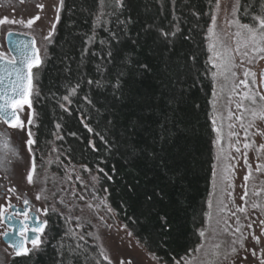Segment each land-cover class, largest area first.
I'll use <instances>...</instances> for the list:
<instances>
[{"label": "trees", "instance_id": "trees-1", "mask_svg": "<svg viewBox=\"0 0 264 264\" xmlns=\"http://www.w3.org/2000/svg\"><path fill=\"white\" fill-rule=\"evenodd\" d=\"M238 1L241 24L264 14V0ZM214 2L109 0L101 8L100 0H64L35 69V171L53 181L68 166L96 173L119 222L160 264L192 252L205 222L216 133L207 47ZM161 31L175 36L165 41ZM46 220L45 243L9 264H108L65 219L48 212Z\"/></svg>", "mask_w": 264, "mask_h": 264}, {"label": "rangeland", "instance_id": "rangeland-1", "mask_svg": "<svg viewBox=\"0 0 264 264\" xmlns=\"http://www.w3.org/2000/svg\"><path fill=\"white\" fill-rule=\"evenodd\" d=\"M40 4L44 5L42 10L37 7ZM238 4V0H215L209 26L215 35L210 36L208 29L207 47L219 38L228 48H236L239 38L235 36V33L240 31L238 24H241L237 19ZM57 7H59V0H0V19L26 22L37 15L40 16L31 29L18 23L0 25V46L4 42L5 34L11 32L20 35L27 33V36L35 37L39 47L42 49L47 47L49 43L43 37L52 30V24L57 23ZM214 17L215 21H213ZM52 32L54 34V30ZM217 50H223L220 44H217ZM245 51L248 52L247 56L242 55ZM240 53V55L233 54L235 67L232 68V72H235V76L229 72L226 76H217L215 79L212 77L214 83L211 99L212 122L216 133L214 167L206 204V214L210 212L211 219L209 220L205 214L204 226L201 228L205 230V237L203 240L200 237L198 244L203 245L201 251L199 253L192 251L191 257L188 255L184 257L193 259V264H232L233 261L235 264H259V261L252 256V252H246L245 249L255 250L257 254L264 250V236L261 235L264 226L260 223L264 221V150L260 149V145L264 144V135L260 134L264 132V122L254 121L250 112L251 109L264 105V101L259 99L260 95H263L260 74L264 71V52L254 53L251 48L241 47ZM210 56L212 52L208 47V63L211 67ZM211 69L212 72L216 71L212 67ZM35 72L39 76V71L35 70ZM245 72L250 75L245 76ZM241 81H245L247 87ZM244 93L254 95L257 103L254 105L250 100H242ZM241 103L243 107L238 108L237 104ZM29 113L33 118L32 125L26 124L24 130L7 127L6 132L10 135L12 144L19 148L22 159L14 160L7 169L0 167V191L5 192L0 206L6 208L8 212L10 203L19 205L21 201L27 199L31 211L36 213L38 219L45 220L44 209H47V213L59 215L68 222L70 229L81 241L95 245L99 252L103 249L112 264H121L122 260L126 264L128 262L130 264H160L128 234L129 232L119 222L115 212L112 209L111 212L108 211L110 206L106 192L100 189L98 182L92 180L93 176L98 177L96 173L89 172L84 167L68 166L64 170V175L55 181L49 179L52 174L41 178L39 172L35 171L33 183H28L26 177L32 167L33 150L29 152L26 140L28 131L33 133L35 115L32 107L25 106V112L21 113V118L26 121ZM237 117L240 119L238 120ZM249 124L252 126L249 127ZM229 125L232 127L230 128ZM245 143L249 144L248 148L244 147ZM237 148L239 152L236 151ZM258 166L259 170H257ZM77 176L81 179L77 180ZM245 176L249 177L247 181L244 179ZM9 189H15V191H9ZM38 194L41 197L40 200L36 199ZM81 196L84 199H80ZM101 200L106 201V206L100 203ZM209 202L212 205L211 209ZM89 204L94 207L89 208ZM222 208L224 211H220ZM238 208H243L244 212L238 211ZM37 209L40 211L38 212ZM249 224H251L250 228ZM229 225L231 227H228ZM236 227H240V232L234 231ZM225 228L227 232L224 231ZM4 232L5 227L0 222V264H9L14 255L1 242ZM253 235L260 238V244L253 241ZM242 238L244 248H241L239 243ZM233 240L238 242L233 244ZM42 241L39 248L45 243V238H42ZM215 244H220L221 247L215 249L213 247ZM26 247L32 248L31 245ZM232 247L237 249L235 255L230 254ZM38 249L31 250L28 255ZM214 252L219 254L214 255ZM245 256L248 257L247 261L243 259ZM180 264H184V260H180Z\"/></svg>", "mask_w": 264, "mask_h": 264}, {"label": "snow or ice", "instance_id": "snow-or-ice-1", "mask_svg": "<svg viewBox=\"0 0 264 264\" xmlns=\"http://www.w3.org/2000/svg\"><path fill=\"white\" fill-rule=\"evenodd\" d=\"M115 5L117 7L123 6V0H114ZM64 0H59V7L56 8V20L59 21V13L60 8L63 7ZM101 8H104L106 6H110L109 0H100ZM38 8L41 10L44 8V5L40 4L37 5ZM219 7V5H217ZM103 13L101 12L96 17V23L98 24L100 22L101 16ZM40 16L37 15L34 19H28L26 22L23 20H9L7 18L0 19V25L8 24V23H18L22 24L25 28L31 29L35 21L39 20ZM252 24H238V27L240 31H237L235 33V36L239 39L237 40V45L235 49H230L226 45L223 44V41L219 40L217 38L212 43L209 44V51L212 52V56L209 57V62L211 63V67L215 69L216 71L212 72V77L215 79L217 76H226L227 73L231 72L233 76H235V72H232V68L235 67L234 63V53L236 55H240V49L243 48H251V50L254 53L264 52V14H258L254 16ZM213 21H215V17L213 18ZM56 27V24H52V30H54ZM52 30L48 32L47 36H44L43 39L47 41L48 43H51V37H52ZM179 29L177 28V31ZM210 36L215 35L212 28L209 29ZM9 36L12 35L11 32L8 33ZM24 35H28L27 33H24ZM169 36H175V32L169 33L161 31V37L167 41ZM94 37H89L87 43H91L93 41ZM217 44H220L222 51L217 50ZM46 46L42 49L37 45V41L34 36H32L29 40H19L13 42V47L10 48L7 52L0 51V123L7 125L10 129H18V130H24L26 124L32 125L33 124V118L31 113L27 115L26 121L21 118V113L25 112V106L28 108L32 107V96L34 93V80L38 78V74L34 72V69H39L43 63L44 55L46 54ZM242 55L247 56L248 52L245 51L242 53ZM109 56H111V52H109ZM243 61H241L242 63ZM143 68H147V65H141ZM245 76L250 75V73L245 72ZM255 75V74H251ZM88 83L91 85L94 82L92 80H89ZM97 86L100 85V82H95ZM247 87V83L245 81H241ZM114 87H119V81L117 82ZM76 92V89L73 88L69 92L68 96L64 97L65 101H69V97L71 95H74ZM215 95V93H214ZM242 100H250L252 104H256L257 101L255 99V96H250L248 93H244L241 97ZM259 99L261 101H264V95H260ZM70 102V101H69ZM62 107H64L62 105ZM238 108L243 107V104H237ZM67 111V109L65 108ZM251 116L255 120H259L261 122H264V105H260L258 108H253L250 110ZM231 115V114H230ZM239 120L240 117H237ZM252 124H249V127H251ZM59 127V125H57ZM87 127V125H86ZM231 128L232 125H229ZM243 127V125H242ZM90 132L92 131L91 128L88 129ZM215 130V129H214ZM245 132L247 133V129H245ZM261 135H264V132L260 133ZM235 135V133H233ZM33 133L29 130L28 131V138L26 140V144L29 146V152L32 151L31 145L35 143L33 140ZM132 151L135 152V146H130ZM245 148L249 147V144L245 143ZM260 149L264 150V144L260 145ZM237 152H239V149H236ZM22 159L20 156V151L17 146H14L11 142L10 135L6 131H0V167H4L7 169L8 165L12 164L14 160ZM36 165L33 161L31 170L27 172V181L29 184L33 183V173L35 172ZM87 170V169H85ZM259 170V166L258 169ZM100 171H103V169H100ZM77 180H80L81 178L79 176L76 177ZM111 179V177H109ZM245 181L249 179L248 176L244 177ZM92 180L94 182H98V177L93 176ZM9 191H15V189H9ZM107 191V189H105ZM247 195V193H245ZM258 195V193H257ZM19 199V197H18ZM37 200H40L41 197L38 194L36 196ZM80 199H84L83 196L80 197ZM243 199V197H242ZM29 202L27 199L24 200V204L27 205ZM100 203L102 205L106 206V201L101 200ZM8 207H12V205H8ZM89 208H93L94 206L92 204L88 205ZM212 205L211 202H209V208L211 209ZM227 206L225 205V208ZM253 207H258V205H253ZM71 211V209H69ZM240 212H244L243 208L237 209ZM39 212L40 209H37ZM108 211L111 212V208H108ZM220 211H224V209H220ZM7 212V209L3 206H0V222H3L5 219L8 221H12L14 218H18L20 215H23L24 219L20 220V227L18 230V237L17 239H13L11 243V247L13 248V251L15 252V255H28L31 250L38 249L41 243H43L41 239V235L44 233L45 228L47 227L48 221L47 220H40L38 221L35 226H29L28 221L30 219H34L29 216V213L27 210H24L21 212H14L11 214H8L5 216V213ZM44 215H47V209H44L43 212ZM208 219H211V213L206 214ZM79 220V217H77ZM162 219H164L162 217ZM227 224V221H225ZM262 226H264V221L260 222ZM237 224H239V221H237ZM228 227H231L229 225ZM248 227H251V224L248 225ZM215 230H213L214 232ZM227 232V228L224 230ZM235 232H240V227H236ZM34 233L31 237H29L28 233ZM130 236L132 233H128ZM4 235L7 237L10 235V233H4ZM200 237H205V230L201 229L199 231ZM261 235L264 236V228H262ZM253 241H255L256 244H260V238L253 235L252 236ZM238 241L233 240L232 243L236 244ZM240 247L244 248L243 244V238L239 241ZM26 244H31L32 248L29 249L25 247ZM203 245H198L193 252L199 253L201 251V248ZM215 249H219L221 247L220 244H215L213 246ZM245 251H251L252 256L255 257L259 264H264V250L260 252V254H257L255 250L252 249H245ZM237 252V249L235 247L231 248L230 254L235 255ZM101 256H103L104 260L108 262V264H112L111 259L104 254V250L101 249L100 252ZM214 255H218V252H214ZM189 257L192 256V253L188 254ZM153 259H157L154 255L152 256ZM227 258V257H226ZM182 260H184V264H193V259H187L182 257ZM245 261L248 260V257L245 256L243 258ZM121 264H126L125 261H121ZM130 264V262H128ZM177 264H180V261H177ZM232 264H235V261L232 262Z\"/></svg>", "mask_w": 264, "mask_h": 264}, {"label": "water", "instance_id": "water-1", "mask_svg": "<svg viewBox=\"0 0 264 264\" xmlns=\"http://www.w3.org/2000/svg\"><path fill=\"white\" fill-rule=\"evenodd\" d=\"M30 38L31 37H29L27 35H20V34H16V33H12L11 36H9L7 34L5 36L6 48H7V50H9L10 48L13 47V42L19 41V40L27 41ZM260 79H261V83H260L261 92L264 95V71L261 72ZM24 209H26V206H24ZM11 213H14V208L10 209V213L9 214H11ZM7 215L8 214H6L5 216H7ZM29 216L34 218V219H30L28 221L29 226L30 227L31 226H35L36 216L34 214H32V213H30ZM2 223H3L4 227L7 230V233H10V235L6 237L3 234V236L1 237V242L3 243V245H5L7 248H9L12 251L14 257H19V256L15 255V252L13 251V248L11 247V243H10L13 239L19 238L18 237V230H19V227H20L19 220L13 219L12 221H8V220L5 219ZM28 235H29V237H31L32 235H34V233L29 232ZM27 245H30V244H26L25 247Z\"/></svg>", "mask_w": 264, "mask_h": 264}, {"label": "flooded vegetation", "instance_id": "flooded-vegetation-1", "mask_svg": "<svg viewBox=\"0 0 264 264\" xmlns=\"http://www.w3.org/2000/svg\"><path fill=\"white\" fill-rule=\"evenodd\" d=\"M5 36H6V34H5ZM0 51H5V52L8 51L7 48H6V45H5V37H4V42H3L2 46H0ZM34 72H35V69H34ZM0 131H7V125L0 123ZM4 193H5V192H4L3 190L0 191V201H1V199L3 198V194H4ZM10 205H12V207H9V208H8V212H6L5 215L10 213V209H11V208H14V212H21V213H22L24 210H27L29 214L32 213V214H34V215L36 216L35 224H36L38 221H40V219H38L36 213L33 212V211H31V208H30V204H29V203H28L27 205H25V204H24V201H21L19 205H17V204L14 203V202H13V203H10ZM24 206H26V209H24ZM14 219L20 221V220H23L24 217H23V215H20L18 218H14ZM45 220H46V217H45ZM6 232H7V230H6V228H5V232H4V233H6ZM43 234H44V233H43ZM43 234L41 235V239L43 238ZM30 245H31V244H30ZM27 246H29V245H27Z\"/></svg>", "mask_w": 264, "mask_h": 264}]
</instances>
